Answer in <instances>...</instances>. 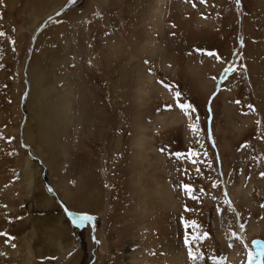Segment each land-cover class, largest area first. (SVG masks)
Here are the masks:
<instances>
[{"label":"rangeland","instance_id":"rangeland-1","mask_svg":"<svg viewBox=\"0 0 264 264\" xmlns=\"http://www.w3.org/2000/svg\"><path fill=\"white\" fill-rule=\"evenodd\" d=\"M0 32V233L15 238L0 236V264H125L129 250L250 264L264 240V0H0Z\"/></svg>","mask_w":264,"mask_h":264},{"label":"bare ground","instance_id":"bare-ground-1","mask_svg":"<svg viewBox=\"0 0 264 264\" xmlns=\"http://www.w3.org/2000/svg\"><path fill=\"white\" fill-rule=\"evenodd\" d=\"M160 26V25H159ZM161 29V28H160ZM147 41H148V39H147ZM146 41V42H147ZM144 42V41H143ZM148 43H149V41H148ZM151 44V42L149 43V45ZM151 47V46H150ZM149 48V47H148ZM140 49V48H139ZM149 50H151V48H149ZM131 64V63H130ZM140 64L138 63V64H136L135 66H134V68H133V70H135L134 72H132V80L133 81H136V77H135V75L137 76V80L140 82L141 80H142V78H143V71H145L144 70V67H143V65H140ZM137 71V72H136ZM146 72V71H145ZM149 74V73H148ZM146 75V74H145ZM148 83V82H147ZM207 84H209L208 82H207ZM141 85V84H140ZM158 86V85H157ZM140 87V86H139ZM156 87V86H155ZM154 88V87H153ZM162 89H163V92H164V94L169 98V93H168V90L166 89V88H164V87H161ZM137 89V88H136ZM139 89V88H138ZM141 89V88H140ZM154 91V90H153ZM146 92H147V90H146ZM153 93V92H152ZM141 94V93H140ZM136 95V94H135ZM142 95V94H141ZM147 95V94H146ZM138 97V96H137ZM141 97V96H140ZM140 97H138V98H140ZM149 97V96H148ZM137 98V99H138ZM47 99V98H46ZM46 99H43V100H46ZM141 99V98H140ZM42 101V100H41ZM38 102V101H37ZM44 102V101H43ZM46 102V101H45ZM48 103V102H47ZM147 103H148V101H147ZM44 104V103H43ZM42 105V104H41ZM63 105V104H62ZM68 105H69V103H68ZM147 105V104H146ZM48 107V106H47ZM144 107V106H143ZM44 108V107H43ZM42 108V109H43ZM41 109V110H42ZM58 109V108H57ZM145 110V109H144ZM143 110V111H144ZM146 111V110H145ZM144 111V112H145ZM43 112V111H42ZM56 112V111H55ZM54 112V113H55ZM40 114V113H39ZM42 114V113H41ZM37 115V114H36ZM47 115V114H46ZM147 115H149V114H147ZM146 115V116H147ZM171 115V116H170ZM41 116V115H40ZM39 116V117H40ZM44 116V115H43ZM160 116V115H159ZM168 117L166 118V117H162V116H160V120H162V122H163V124L166 126V125H169V124H171V123H174L175 125L177 124V121L175 120V118H176V116H177V113H174V114H168L167 115ZM42 117V116H41ZM51 117V116H50ZM151 117V116H150ZM48 118V117H47ZM52 118V117H51ZM116 119H117V117H116ZM146 117H140V115H137V117L135 118V122H134V124H135V133H136V136H138V137H136L135 138V143H136V145L137 146H139V148H140V150H139V152H138V154H136V155H138L139 156V158H140V161L142 162V163H144L145 161H146V163H148L149 165H152L151 164V161L149 160V158L147 159V157H148V153H147V151L149 150V149H151L152 148V146L150 145L151 143V137L146 133V129H145V127H146ZM39 120V119H38ZM46 121V120H45ZM117 121H119L118 119H117ZM54 122H56V121H54ZM150 124V123H149ZM40 125V124H39ZM48 125V124H47ZM56 125V124H55ZM25 126V125H24ZM38 126V125H37ZM47 127V126H46ZM147 127H149V126H147ZM52 128V127H51ZM37 129H39V128H37ZM49 129V128H48ZM23 130V129H22ZM40 130H42V129H40ZM41 134H42V132H41ZM45 134H47V133H45ZM23 137V136H22ZM24 139V138H23ZM133 141V142H134ZM24 143L26 144V145H28V147L30 146L29 145V143H26L25 142V140H24ZM108 143H109V145H110V147L115 151L116 150V147H117V143H116V136H114V134H110L109 135V137H108ZM144 144H146V147H145V145ZM31 147V146H30ZM147 147H148V149H147ZM153 149V148H152ZM151 149V150H152ZM156 150V149H155ZM138 151V150H137ZM150 151V150H149ZM115 153V152H114ZM158 153V152H157ZM158 154H160V153H158ZM35 155V154H34ZM33 155V156H34ZM32 156V157H33ZM36 156V155H35ZM34 156V157H35ZM112 157V156H111ZM34 159V158H33ZM45 168V167H44ZM147 169V168H146ZM155 169V168H154ZM156 170H158V169H156ZM45 173H46V171H45ZM152 176H153V173L151 174ZM162 182H163V180H162ZM165 182V181H164ZM166 183V182H165ZM226 185V184H225ZM239 187H241V185L239 186ZM168 188V187H167ZM165 189V190H163L164 191V194L166 195V200L165 201H167V200H171V197H172V194H173V192H172V194H171V191L169 190V189ZM172 188V187H171ZM226 188V187H225ZM228 189V188H227ZM241 188H238V190H240ZM161 190H162V187H161ZM226 190V189H225ZM226 199L229 201V204H230V206H231V208L232 209H234L235 211H237V207H236V205H235V203L233 202V200H232V198L229 196V194H228V192L226 191ZM147 198V197H146ZM174 200V199H173ZM175 201V200H174ZM92 202H94V201H92ZM146 202V201H145ZM145 211H147V209L145 208L144 209ZM240 218V217H239ZM259 226V225H258ZM259 229H262V230H264V224H262L260 227H258ZM259 229H255V231H257V230H259ZM170 242V241H169ZM134 243V242H133ZM178 246H175V244L174 243H170V244H168V248L170 249V250H172L173 252H179L178 251V248H177ZM251 243H250V245H249V250L251 251ZM255 249H253L252 251H251V253H252V256H253V254H254V251ZM257 255V254H256ZM180 256V254H178L176 257H179ZM259 257V256H258ZM124 261H125V264H144L143 262H141V261H139V260H137L136 259V257H135V255H134V253L133 252H131L130 250H129V252H127L126 251V253H125V255H124ZM133 262V263H132ZM177 264V263H176ZM260 264H264V262H260Z\"/></svg>","mask_w":264,"mask_h":264},{"label":"snow or ice","instance_id":"snow-or-ice-1","mask_svg":"<svg viewBox=\"0 0 264 264\" xmlns=\"http://www.w3.org/2000/svg\"><path fill=\"white\" fill-rule=\"evenodd\" d=\"M202 2H206V0H202ZM0 35H5V33L0 32ZM208 54L209 55H212V53H208ZM229 70L231 71L232 69H229ZM176 96L179 97L180 96V93L177 92L176 93ZM237 103H239V101H237ZM179 106L181 107V109H183L185 111L186 114H189V115H190L189 110L190 109L191 110H194V106L191 105L190 103L180 104ZM249 108H252V110H254V107L251 106V105H249ZM192 128H193V131L194 132L195 131H198V126L196 124H193L192 125ZM176 155L179 156L180 154L177 153ZM262 175H264V173H262ZM185 189L188 190L189 189V186L188 185H185ZM90 219H92V218L85 215V216L81 217V223H83L85 220H90ZM0 236H6V237H8V239L5 241L6 243H10L11 240H14L15 239L14 237L9 236V234L7 232L0 233ZM11 246L12 247H15L14 244H12ZM189 255L193 259H196L197 258L196 254L194 252H192L191 250L189 251ZM257 255L264 256V252H258Z\"/></svg>","mask_w":264,"mask_h":264},{"label":"water","instance_id":"water-1","mask_svg":"<svg viewBox=\"0 0 264 264\" xmlns=\"http://www.w3.org/2000/svg\"><path fill=\"white\" fill-rule=\"evenodd\" d=\"M33 158H35L36 159V157H34L33 156ZM38 160V162L39 163H41V159H37ZM46 182V181H45ZM46 184L48 185V183L46 182ZM48 188L50 189V190H52V188H51V186L50 185H48ZM54 192V191H53ZM264 241L263 240H259V241H257L256 243L254 242L253 244L257 247V249L260 251V252H262V250L264 249V243H263Z\"/></svg>","mask_w":264,"mask_h":264}]
</instances>
